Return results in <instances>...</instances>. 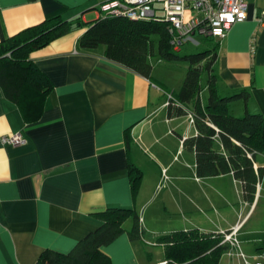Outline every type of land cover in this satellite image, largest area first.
I'll list each match as a JSON object with an SVG mask.
<instances>
[{
    "label": "crops",
    "instance_id": "crops-1",
    "mask_svg": "<svg viewBox=\"0 0 264 264\" xmlns=\"http://www.w3.org/2000/svg\"><path fill=\"white\" fill-rule=\"evenodd\" d=\"M108 1L0 0V44L57 18L86 24L29 56L52 84L37 120H25L0 87V264H38L46 249L69 252L101 226L96 214L109 208L133 209L144 230L132 241L127 232L133 220L124 222L125 232L102 247L111 264H150L151 248L161 251V264L160 237L234 229L243 257L233 248L218 264H254L264 246V175L252 203L232 174L199 177L195 152L183 147L197 132L188 116L168 117L164 92L170 91L162 79L106 59L103 47L78 48ZM262 9L264 0H248L246 20L213 40L217 92L238 96L229 105L233 116H264ZM15 134L22 144L2 142ZM129 166L141 173L136 193ZM253 167L264 169V155Z\"/></svg>",
    "mask_w": 264,
    "mask_h": 264
},
{
    "label": "trees",
    "instance_id": "trees-1",
    "mask_svg": "<svg viewBox=\"0 0 264 264\" xmlns=\"http://www.w3.org/2000/svg\"><path fill=\"white\" fill-rule=\"evenodd\" d=\"M86 24L59 18L30 27L0 44V87L5 97L15 103L27 121L40 116L44 98L52 90L49 79L29 59L31 53L49 45L69 33L72 28ZM169 24L155 21H130L104 13L90 23L79 37L77 46L83 51L104 48L106 59L143 77L149 78L151 60H181L188 65L180 90L172 93L174 101L167 105L168 117L193 114L197 135L183 141V147L195 152L197 175L210 178L232 174L242 185L245 200L252 203L257 184L264 169L254 170L255 158L264 155V116L246 113L235 117L229 105L237 95L221 97L217 92V78L213 64L216 48L178 56L171 45ZM211 40L210 38H202ZM205 77V85L202 80ZM207 100H201L202 90ZM243 98H246L243 97ZM131 190L136 193L140 171L129 166ZM102 224L76 243L67 253L44 250L38 264H111L102 247L125 232L123 224L131 218L133 225L127 232L130 240L144 235L139 218L131 208H109L96 214ZM223 235L204 234L196 230L174 232L157 239L164 250L166 264H218L220 258L233 251L223 243Z\"/></svg>",
    "mask_w": 264,
    "mask_h": 264
},
{
    "label": "built area",
    "instance_id": "built-area-1",
    "mask_svg": "<svg viewBox=\"0 0 264 264\" xmlns=\"http://www.w3.org/2000/svg\"><path fill=\"white\" fill-rule=\"evenodd\" d=\"M248 0H111L101 6L109 15L120 16L130 21H155L169 24L171 45L178 50L185 42L193 41V36L222 40L228 30L236 23L247 18ZM259 20L264 25V9ZM165 105L174 101L170 92H164ZM175 102V101H174ZM189 123H193V114L188 113ZM2 142L19 145L24 142L20 134L2 137ZM165 170L163 180L167 179ZM235 229L222 233L223 243H228L243 257L235 238ZM231 255V254H229ZM247 264L248 262L245 261ZM161 264H166L163 262ZM254 264H264V246L259 259Z\"/></svg>",
    "mask_w": 264,
    "mask_h": 264
},
{
    "label": "rangeland",
    "instance_id": "rangeland-1",
    "mask_svg": "<svg viewBox=\"0 0 264 264\" xmlns=\"http://www.w3.org/2000/svg\"><path fill=\"white\" fill-rule=\"evenodd\" d=\"M193 41L185 42L179 48L178 56H183L185 54L197 53L205 49H211L214 46L213 41L205 40L199 36H193ZM152 72L157 78H161L166 86V90H169L172 93H177L184 81L188 65L183 61H160L157 58L151 60ZM205 85V77L202 80V86ZM203 97L206 103L207 93L203 92ZM237 114V113H236ZM236 117H240L235 115ZM242 116V115H241ZM264 205V197L260 200V206ZM150 249V248H148ZM152 254H154L150 264H156V261L162 258L161 251L157 248H151Z\"/></svg>",
    "mask_w": 264,
    "mask_h": 264
}]
</instances>
